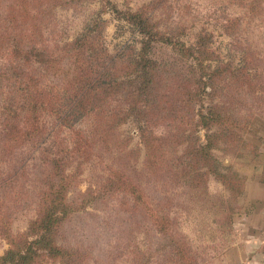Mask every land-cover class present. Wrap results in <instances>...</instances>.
I'll return each mask as SVG.
<instances>
[{
	"label": "trees",
	"instance_id": "1",
	"mask_svg": "<svg viewBox=\"0 0 264 264\" xmlns=\"http://www.w3.org/2000/svg\"><path fill=\"white\" fill-rule=\"evenodd\" d=\"M59 4L60 0H0V236L9 243L0 264L44 260L85 264L89 252L61 245L58 236L74 213L115 195L120 196L122 211L141 213L160 238L156 251L152 246L146 252L132 250V264H200L179 223L151 203L138 180L123 170L110 166L103 184L90 189L78 207L69 193L80 176V165L90 161L94 148L101 145L113 153L116 128L133 119L144 152L143 176L154 183L165 178L166 185L174 183L189 191L195 206L188 217L194 212V223L204 224L199 216L205 201L213 223L219 230L225 228L220 233L225 240L237 214L235 207L245 195L246 178L223 164L214 150L242 156L249 151L253 159L260 157V144L254 141L261 142L252 117L255 110L245 107V96L252 95L253 100L264 96L255 72L251 68L250 74L242 73L233 63L210 71L206 62L211 54L202 38L187 46L155 30L143 13L116 7L118 18L142 37L135 55L128 52L134 49L132 44L117 56L110 55L97 23L74 40L53 36ZM155 44L177 48L187 71L150 59ZM29 144L33 155L25 152ZM30 166L38 169L31 179ZM211 176L227 189L230 200L208 193ZM26 181L31 192L33 184L36 188V218L25 234L13 236L11 209L27 200L28 189L21 194ZM196 232L203 234L202 226ZM216 238L212 232L209 241Z\"/></svg>",
	"mask_w": 264,
	"mask_h": 264
},
{
	"label": "rangeland",
	"instance_id": "2",
	"mask_svg": "<svg viewBox=\"0 0 264 264\" xmlns=\"http://www.w3.org/2000/svg\"><path fill=\"white\" fill-rule=\"evenodd\" d=\"M114 7L120 11L143 13L150 17L155 30L187 46L196 45L199 38H202L203 47L211 54L206 62L210 71L228 63H233V67L242 73L250 74L252 68L256 75L254 80L262 86L264 94V0H60L54 11L53 36L74 40L88 26L97 23V31L102 33L103 47L110 55L117 56L129 44L134 49L128 52L135 55L141 50L142 37L134 27L118 18L113 11ZM226 26H232L229 27L232 31L227 30ZM51 37L47 33V38ZM148 56L169 68L177 67L187 71L177 48L170 45L155 44ZM243 59L245 64L242 63ZM241 98L244 99L243 95ZM245 98L248 102L245 107L250 111L255 110L252 117L257 124L255 129L261 142L254 141L260 144V157L253 159L249 151H244L242 156L221 149L214 150V154L246 180H253L257 177L264 153V96L259 100H253L252 95ZM196 108L199 109V105ZM138 134L136 122L128 119L112 135L116 142L113 153L101 145L96 146L90 161L80 165V176L69 193V200L78 207L76 204L88 197L90 189L94 190L103 184L110 166L123 170L138 180L151 203L163 207L165 213L179 223L180 230L189 237L193 249L200 256V264H238L240 254L232 246L243 235L236 227L242 199L235 207L237 214L234 216L232 230L229 232L227 228L225 232L226 241L220 234L225 228L219 230L213 223L215 219L207 210L208 204L205 201L199 216V222L204 224L194 223L196 214L193 212L188 217V212L195 206L189 191H181L174 183L166 185L165 178L154 183L143 176L141 169L144 152ZM200 134L203 135L204 131ZM34 150L33 144L25 148L28 155H33ZM30 167L28 172L31 179L38 173V169ZM28 184L26 181L21 185L22 195L28 189L27 200L11 209L10 233L13 236L25 234L30 221L36 218V188L32 181L34 187L31 192L32 188ZM208 193L216 198L224 196L229 199L227 189L213 176L208 181ZM115 197L88 203L84 209L70 217L61 236H58L61 245L89 252L85 264H132V254L137 251L136 248L142 252H146L150 246L153 247L152 251L158 249L160 238L151 228V222L141 213L122 211L117 199L120 196ZM216 220L220 223V218ZM199 226H202L203 234L196 232ZM212 232L217 235L214 242L209 241ZM8 249L7 239L0 236V257ZM43 264L58 263L44 260Z\"/></svg>",
	"mask_w": 264,
	"mask_h": 264
},
{
	"label": "crops",
	"instance_id": "3",
	"mask_svg": "<svg viewBox=\"0 0 264 264\" xmlns=\"http://www.w3.org/2000/svg\"><path fill=\"white\" fill-rule=\"evenodd\" d=\"M257 177L246 180L245 195L237 216L238 230L242 233L232 249L238 250V264H264V153Z\"/></svg>",
	"mask_w": 264,
	"mask_h": 264
}]
</instances>
